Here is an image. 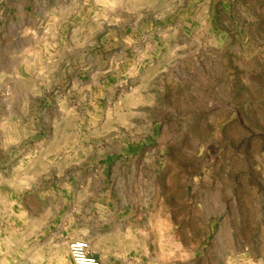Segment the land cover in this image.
<instances>
[{
    "label": "rangeland",
    "instance_id": "obj_1",
    "mask_svg": "<svg viewBox=\"0 0 264 264\" xmlns=\"http://www.w3.org/2000/svg\"><path fill=\"white\" fill-rule=\"evenodd\" d=\"M264 264V0H0V264Z\"/></svg>",
    "mask_w": 264,
    "mask_h": 264
},
{
    "label": "built area",
    "instance_id": "obj_2",
    "mask_svg": "<svg viewBox=\"0 0 264 264\" xmlns=\"http://www.w3.org/2000/svg\"><path fill=\"white\" fill-rule=\"evenodd\" d=\"M70 250L75 264H99L98 260L89 254V246L85 242L72 244Z\"/></svg>",
    "mask_w": 264,
    "mask_h": 264
}]
</instances>
